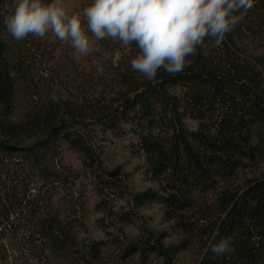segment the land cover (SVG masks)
I'll use <instances>...</instances> for the list:
<instances>
[{"label":"trees","instance_id":"obj_1","mask_svg":"<svg viewBox=\"0 0 264 264\" xmlns=\"http://www.w3.org/2000/svg\"><path fill=\"white\" fill-rule=\"evenodd\" d=\"M14 6L0 0V264H264V135L249 132L264 127V0L219 48L206 38L183 72L160 69L153 81L130 67L136 44L112 38L96 40L85 66L64 75L75 59L51 64L46 34L17 41L7 31ZM125 123L154 191L130 192L108 168L102 135ZM65 144L81 170L65 163ZM85 177L115 228L106 240L84 236ZM125 195L132 208L115 211ZM151 200L164 204L177 241L147 226L125 233ZM228 237L231 253L205 251Z\"/></svg>","mask_w":264,"mask_h":264},{"label":"clouds","instance_id":"obj_2","mask_svg":"<svg viewBox=\"0 0 264 264\" xmlns=\"http://www.w3.org/2000/svg\"><path fill=\"white\" fill-rule=\"evenodd\" d=\"M254 0H92L79 13H69L64 0H15L14 12L5 17L7 31L17 40L44 38L51 32L70 42L78 55L92 51L88 32L97 40L112 38L140 50L130 62L133 71L153 81L163 69L170 75L183 72L186 58L204 48H219L253 7ZM86 25V28H85ZM87 29V31H86ZM102 72V69H98ZM234 250L231 237L209 242L215 256Z\"/></svg>","mask_w":264,"mask_h":264},{"label":"rangeland","instance_id":"obj_3","mask_svg":"<svg viewBox=\"0 0 264 264\" xmlns=\"http://www.w3.org/2000/svg\"><path fill=\"white\" fill-rule=\"evenodd\" d=\"M45 3H51L52 0H46ZM92 0H64V4L69 13H79L83 21V10L90 6ZM86 28V25H85ZM87 31V29H86ZM49 40L54 43V51L50 56V63L55 64L58 60L75 59V63L68 61L66 63L64 75H75L76 69L84 67L85 55H78L71 47L70 42H63L56 38L51 32L46 33ZM90 38V47L92 48L96 43V38L88 32ZM191 126L195 123L191 122ZM249 132L256 139L264 135V127L259 122H254ZM104 137L103 144L107 154V165L112 174L121 177L127 182L128 191L130 192H147L154 191L158 188L156 181L150 178L147 172L145 154L140 151L136 145L138 143V136L132 124L125 123L122 125V131L119 133L107 132L102 135ZM63 158L66 164L73 166L77 170L82 169V160L80 154L71 148L68 144L64 145ZM82 183L87 189V199L89 207V215L87 220L88 231L84 234L85 237L93 240H106L110 233L115 232V228L110 226L112 221L106 217L103 210L97 207L102 200V196L97 192L89 178H82ZM115 211H130L132 208L128 205L126 195L114 199L111 204ZM165 206L159 200L147 201L142 207L135 211L130 223L124 225V231L128 235L135 236L139 234L143 226L152 228L157 232L168 231L171 234L166 239V244L177 241L171 229V224L165 220L164 217ZM105 218V220H103ZM119 227L120 224L116 223ZM132 264V263H131Z\"/></svg>","mask_w":264,"mask_h":264}]
</instances>
